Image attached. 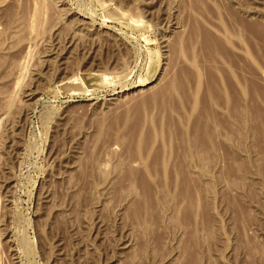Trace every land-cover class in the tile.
Listing matches in <instances>:
<instances>
[{
  "label": "rangeland",
  "instance_id": "rangeland-1",
  "mask_svg": "<svg viewBox=\"0 0 264 264\" xmlns=\"http://www.w3.org/2000/svg\"><path fill=\"white\" fill-rule=\"evenodd\" d=\"M184 263L264 264V0H0V264Z\"/></svg>",
  "mask_w": 264,
  "mask_h": 264
},
{
  "label": "bare ground",
  "instance_id": "bare-ground-1",
  "mask_svg": "<svg viewBox=\"0 0 264 264\" xmlns=\"http://www.w3.org/2000/svg\"><path fill=\"white\" fill-rule=\"evenodd\" d=\"M195 1H196V0H195ZM204 47H205V46H204ZM73 72H74V71H73ZM86 79H87V78H86ZM72 82H73V81H72ZM72 85H73V84H71V86H72ZM72 88H73V87H72ZM231 98H232V97H231ZM232 99H233V98H232ZM233 100H234V99H233ZM188 154H189V152H188ZM146 169H148V168L146 167ZM138 182H140V180H139ZM138 182H137V183H138ZM140 183H142V182H140ZM130 184H131V183H130ZM135 184H136V182H135ZM165 184H166V183H165ZM132 185H133V184H131V187H129L130 191H131ZM140 185H141V184H140ZM142 185H143V183H142ZM134 186H135V185H134ZM141 187H143V186H141ZM138 188H139V186H138ZM144 188H145V187H144ZM130 191H129V192H130ZM132 191H133V190H132ZM161 192H162V191H160V193H161ZM144 193H145V192H144ZM205 204H206V203H205ZM134 207H136V206H134ZM145 207H146V206H145ZM136 209H137V208H136ZM136 209H134V210H136ZM203 209H205V208H203ZM203 209H202V210H203ZM135 212H136V211H135ZM204 212H205V211H204ZM135 215H136V214H135ZM206 215H207V214H206ZM184 216H185V215H184ZM184 216H183V217H184ZM183 217H182V219H184ZM206 217H207V216H206ZM185 219H186V218H185ZM203 222H204V221H203ZM205 222H206V221H205ZM141 226H142V225H141ZM144 228H145V227H144ZM184 262H185V261H184ZM194 262H195V261H194ZM184 264H185V263H184Z\"/></svg>",
  "mask_w": 264,
  "mask_h": 264
}]
</instances>
